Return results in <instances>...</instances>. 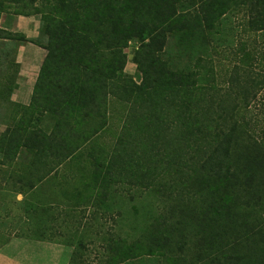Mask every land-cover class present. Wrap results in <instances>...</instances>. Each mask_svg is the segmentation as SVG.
<instances>
[{
	"label": "trees",
	"instance_id": "trees-1",
	"mask_svg": "<svg viewBox=\"0 0 264 264\" xmlns=\"http://www.w3.org/2000/svg\"><path fill=\"white\" fill-rule=\"evenodd\" d=\"M10 8L16 15L41 17L37 40L10 32L0 35L47 52L29 108L46 82L62 94L52 109L56 117L49 140L35 145L27 139L17 145L34 156L23 172L36 173V181L27 180L29 189L42 188L71 163L89 173L83 158L73 157L100 131L89 134L79 150L72 149L66 142L82 140L74 133L80 122L66 110H81V122L103 118V128L108 116H98V110L109 99H121L132 110L125 131L136 143L135 158L91 164L92 180L84 182L90 204L107 197L116 184L147 188L162 175H176L183 178L177 185L186 195L192 192V221L184 225L188 216H182L172 223L157 222L155 232L149 231L146 252L142 242L128 247L123 242L108 264H124L148 253L174 255L171 261L179 264L177 249L192 251V264H264V137L255 138L246 115L253 102L252 86L258 85L250 77L255 55L242 44L239 61L245 68H236L247 77L245 87L235 97L224 98L213 93L211 58L228 15L242 14L245 32L264 33V0H0V16ZM170 39L176 42L177 55L165 50ZM130 41L140 43L133 58L139 85L124 75L123 51ZM183 57L192 68L181 67ZM232 84L240 88V77ZM17 88L15 84L12 93ZM11 130L2 134L0 150L10 148L15 137ZM34 135L45 140L41 131ZM184 206L183 199L173 206L174 212ZM80 256L74 253L70 264H79Z\"/></svg>",
	"mask_w": 264,
	"mask_h": 264
},
{
	"label": "rangeland",
	"instance_id": "rangeland-1",
	"mask_svg": "<svg viewBox=\"0 0 264 264\" xmlns=\"http://www.w3.org/2000/svg\"><path fill=\"white\" fill-rule=\"evenodd\" d=\"M1 16L4 18V24L0 28L2 30L0 35L5 36L6 32H10L24 35L29 40L39 38L42 26L39 15L24 17L14 14L13 9L10 8L9 12ZM222 29L224 32L220 34L221 42L215 45L216 48L211 54L215 66L213 93L221 98L228 95L235 97L245 87L247 77L243 70L237 69L236 66H243L239 59L243 54L242 44L247 43V46L249 45L247 50H251L255 55L250 77L258 83V85L252 83L253 102L246 111L247 126L255 134V138L261 139L264 137V33L255 35L245 32L242 14L228 15L222 22ZM29 44L20 40L0 39V107L1 110L4 109L6 115H10V122L13 121L11 125L9 124V128L12 129L10 136L15 135L10 148L7 146L4 152L10 155L21 153V159L15 162L13 169L0 167V250L16 238L43 236L69 243L73 255L76 252L81 254L79 264H108L109 260L117 255L123 242L124 247L142 242L140 247L146 252L147 241L150 238L149 231L155 232V224L159 221L172 223L180 220L182 216L186 220L188 216L187 222H183L184 225H188V222L192 221L190 220L192 192L186 195L182 185H177L183 178H178L176 175H162L154 185L147 188L131 182L116 184L112 186L107 197L97 201L96 204H90L88 198L91 194L85 189L84 182H87V179L92 180L91 172L94 167L91 164L107 163L110 158H131L130 156L135 158L132 150L136 149V143L132 142L134 139L125 131V118L132 110L129 104L126 105L121 99L116 98L109 99L107 105L104 108L101 106L98 110V116L103 114L105 117L108 116V123L103 128V118H95L92 122H81L83 116L81 110L77 108L66 110L80 122L74 133L82 137L81 142L78 140L66 142L67 145L71 144L72 149L79 150L89 134L95 130L100 131L84 148L81 147L80 151H76L73 157L83 158L81 163H84L89 173L81 172L79 164L71 163L68 167L60 168L57 177L48 178L42 185V191L34 198L35 201H40L37 202L39 207H44L41 211H36V206L21 201L22 198L17 196L16 190L21 188L27 190L28 181L17 183L14 177L25 171L30 158L34 156H30L23 149H18L17 145L27 139L33 141L35 145L38 141L46 142L47 137L49 140L55 123L52 118L56 117V112L52 109L62 95L55 91V86L46 82L37 101L34 100L35 104L32 108H24L10 102L11 93L20 73V65L16 62L18 51L25 47L27 53H31L29 51L33 48L36 50V67L42 61L39 55L40 48ZM139 46V42L130 41L123 51L127 56L124 75L132 77L138 85L141 79L133 58ZM167 49L172 53L171 56L178 53L176 42L172 39L168 40L165 50ZM108 54L106 52V55ZM180 65L185 69L192 68V63H189L187 57L182 58ZM38 69L36 68V74ZM236 76L240 77V88L232 84ZM121 78L129 83L128 78ZM123 80L118 82V85L123 84ZM66 107L69 105L66 104ZM39 131L42 132L45 140H36L34 134H39ZM53 147L56 145L54 144ZM1 159L2 161L7 159L10 163L9 158H0V162ZM99 192L103 193L101 190ZM92 194L93 198L95 192ZM183 199L186 207H181L184 208L183 211L175 213L173 206ZM189 246L192 247V244ZM175 256L179 264H192V251L180 252L177 249ZM170 257L174 255L165 257L158 253H148L124 264H175Z\"/></svg>",
	"mask_w": 264,
	"mask_h": 264
},
{
	"label": "crops",
	"instance_id": "crops-1",
	"mask_svg": "<svg viewBox=\"0 0 264 264\" xmlns=\"http://www.w3.org/2000/svg\"><path fill=\"white\" fill-rule=\"evenodd\" d=\"M3 24L4 18L0 16V28ZM39 51H41L39 55H41L42 61H40L38 67H36V50L32 48V50L29 51L31 53H27V48L23 47L18 51L16 60L17 64L20 65V73L16 80L18 88L11 94L10 102L24 108L29 107L32 103L36 81L46 56L45 50L40 48ZM36 68H39L37 74ZM10 119V115H6L4 109L1 110L0 107V139L2 134L9 127ZM5 149L6 148L0 150V158H20V152L16 155H10L4 152ZM15 162L16 161L9 163L7 159L6 161H2L1 159L0 167L9 169V164H12L11 168L13 169ZM12 173L16 174L17 172ZM15 177L14 179H17V183H21L19 180L27 181L28 179L32 182L36 181V173H18L17 177ZM26 188L27 190H25V188L16 190L17 196L22 198L21 201L30 203L36 206V209L38 207V210L41 211L44 207H39L37 202L40 201L34 200L36 195L42 191L41 188L36 189L35 187L34 189H29V184H27ZM68 244L69 243L63 241L54 240L53 238H43V236L41 238H16L0 250V264H70L73 251Z\"/></svg>",
	"mask_w": 264,
	"mask_h": 264
}]
</instances>
